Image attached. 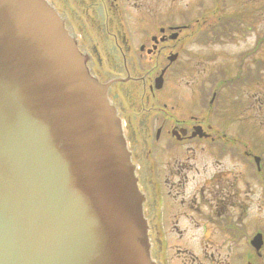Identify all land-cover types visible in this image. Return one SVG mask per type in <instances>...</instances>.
I'll list each match as a JSON object with an SVG mask.
<instances>
[{
	"label": "flooded vegetation",
	"instance_id": "1",
	"mask_svg": "<svg viewBox=\"0 0 264 264\" xmlns=\"http://www.w3.org/2000/svg\"><path fill=\"white\" fill-rule=\"evenodd\" d=\"M48 2L123 123L153 264H264V96L215 88L210 0Z\"/></svg>",
	"mask_w": 264,
	"mask_h": 264
},
{
	"label": "water",
	"instance_id": "2",
	"mask_svg": "<svg viewBox=\"0 0 264 264\" xmlns=\"http://www.w3.org/2000/svg\"><path fill=\"white\" fill-rule=\"evenodd\" d=\"M129 164L63 23L0 0V264H146Z\"/></svg>",
	"mask_w": 264,
	"mask_h": 264
},
{
	"label": "rangeland",
	"instance_id": "3",
	"mask_svg": "<svg viewBox=\"0 0 264 264\" xmlns=\"http://www.w3.org/2000/svg\"><path fill=\"white\" fill-rule=\"evenodd\" d=\"M226 1L228 2V10H226V14L236 13L234 10H237L235 7L237 1L236 0H226ZM222 2H225V0H222ZM257 3L260 5H264V0H257ZM210 6H211V3H210ZM258 6L256 5V9L258 8ZM246 7L248 8V6H246ZM242 10L245 11L246 8H243ZM257 18H264V13L257 15ZM230 23H232L233 25L235 24L234 21H231ZM243 24H244L243 27L248 26L250 28V24L255 26L256 31L253 33H250V35L247 34L246 37H243L245 39L239 38L238 40H235V41H229V42L227 41L223 47V51L226 52V54H234V55H236V58H239V55H240L239 53H241L244 50L255 49V45L256 44L258 45V41L255 39L256 38L258 39L260 37L259 33H261V31L264 28V21H262L260 23L259 22L255 23V22L251 21V19H250V21L243 23ZM226 27H229V25H227ZM214 44H216V43H214ZM223 51H220V52L223 53ZM224 61H226V60H224ZM253 67L256 68L257 65H254ZM226 70L228 71L229 74H232V75L235 74V72L233 71V68L230 66L226 67ZM255 73L256 72H254V74ZM258 73H261V72H258ZM258 73H257V80H262V79L264 80V73H261V75H260V78H262V79H259ZM245 89H243V91H241V89H240L239 94H237L235 92L230 93V91H228V92L226 91L225 93H226L227 100H230L231 102L235 101V100L244 101V96L247 95V93L244 92ZM242 92H244V93H242ZM238 104L239 103L236 102L234 105L237 106ZM241 116H243V115L241 114ZM247 121H248V123H250L249 120H247ZM248 137H249V142L252 143V145L255 147L254 150L256 151V153L260 152L261 148L257 145V142H256L257 134L254 133V135L252 137H250V136H248Z\"/></svg>",
	"mask_w": 264,
	"mask_h": 264
},
{
	"label": "trees",
	"instance_id": "4",
	"mask_svg": "<svg viewBox=\"0 0 264 264\" xmlns=\"http://www.w3.org/2000/svg\"><path fill=\"white\" fill-rule=\"evenodd\" d=\"M262 6V9L264 10V5H261Z\"/></svg>",
	"mask_w": 264,
	"mask_h": 264
}]
</instances>
